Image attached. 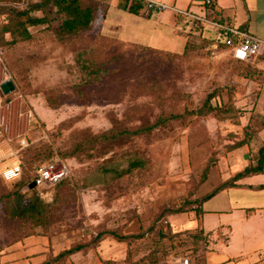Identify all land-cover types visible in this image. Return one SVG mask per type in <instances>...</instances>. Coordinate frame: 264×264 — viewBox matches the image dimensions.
Returning <instances> with one entry per match:
<instances>
[{
	"label": "rangeland",
	"instance_id": "obj_1",
	"mask_svg": "<svg viewBox=\"0 0 264 264\" xmlns=\"http://www.w3.org/2000/svg\"><path fill=\"white\" fill-rule=\"evenodd\" d=\"M32 1L39 0H0V5L24 8ZM89 2L96 19L92 29L76 36L58 35L56 21L29 25L27 40L12 43L10 33L0 38V83L8 75L16 85L9 94L0 88V152L7 141L24 167L22 177L11 182L0 175V264H182L185 256L192 264H252L264 259V210L248 209L237 197L231 200L240 211L213 217L231 222L229 229L221 230L208 216L205 226L215 228L218 238L212 250L193 255L198 242L184 228L198 226L188 212L212 189L217 173L240 165L244 148L236 149L264 143V136L256 140L263 110L258 105V115L248 114L251 104L263 105L264 98L238 94L235 81L239 75L259 79V73L247 68L251 64L239 68L225 48L212 49L201 35L177 33L172 11L148 18L144 8L135 14L119 8L117 0ZM54 10L51 6L45 14L54 17ZM166 14V23L155 19ZM8 22V14L0 16V26ZM189 40L194 42L183 53ZM210 105L217 109L210 112ZM174 114L185 115L146 131L161 116ZM24 137L30 145L21 149ZM55 154L70 174L59 189L41 194L50 206L44 217L48 226L32 227L12 213L16 196L11 192L19 186L28 191L24 183ZM135 157L147 161L145 169L107 183L93 173L108 158L127 165ZM215 202L221 203L211 199L206 206ZM184 205L186 211L176 212ZM182 213L186 225L179 222ZM107 231L141 237L118 240ZM78 245L83 249L58 259Z\"/></svg>",
	"mask_w": 264,
	"mask_h": 264
},
{
	"label": "crops",
	"instance_id": "obj_2",
	"mask_svg": "<svg viewBox=\"0 0 264 264\" xmlns=\"http://www.w3.org/2000/svg\"><path fill=\"white\" fill-rule=\"evenodd\" d=\"M163 1H165L172 9L170 8L164 12H161V14H164L167 11H172L171 15L177 22L175 29L177 33L186 34L189 36L201 35L206 39L215 40L221 38V33H222L221 25H231L249 31L250 33L259 37L264 42V0H213L212 4H214V7L220 18L216 19L214 16L212 17V21L209 23L208 22L194 23L192 19H189L187 17H179V15L176 13V8H178L204 16L202 11H206L207 9L205 3L206 0H163ZM173 12L175 13V15ZM146 14H148L147 15L148 18L152 17V14L150 13H146ZM168 15L167 14L161 15L159 16V18L155 17V19H158V21L160 22L166 23L169 20ZM193 42L194 41L192 40L188 41L189 45H191ZM213 42L217 43V41H213ZM134 43H138V42H134ZM188 43L185 45L184 50L182 52L186 50ZM216 43H212V49H216L217 46ZM139 44H144V43H139ZM173 52H177V51H173ZM182 52H178V53H182ZM235 61L236 63L234 64L239 68H242L244 65L251 64V66L247 68L251 69L256 73H259L258 76L260 77L258 79L256 75H253L252 78L251 76L246 78L244 75H239L237 80L235 79L236 83L238 82L239 84V86L237 87L238 94H245V96H247L248 98H257L263 100L264 52L261 53L255 60L251 62H241L237 60ZM257 107L261 108L263 110L262 112H264V104L262 105V102L259 103L256 102L255 104H251V109L248 112V114L254 113L258 115L260 111H258ZM263 136H264V125L261 126V128L257 129L256 140L260 141L261 137ZM263 145L264 143L263 144L252 143L251 145L244 144L243 146L237 148L236 150H240L241 148H244L242 149V152L239 153V156L237 155L240 165L238 167L234 166L233 169L229 170L230 172L228 173L227 172L217 173L216 176H218V180L215 182L212 181V189L208 192H205L204 195L214 191V189L220 187L221 184L232 179L237 174V172L241 171L246 166L254 163L256 161L258 151L260 147ZM250 147L252 148L255 147L256 151L250 149ZM213 174L214 173H212V175ZM208 181L209 180H207L206 182ZM234 183L235 186H228L225 188H221L210 199L203 202V204L201 205L203 212L201 214H197L195 210L188 212L189 214L194 213L195 218H197L199 224L198 226L196 225L188 228L186 226L184 228L186 230H201L204 232L205 235L207 234L208 236L207 240L209 244H206L205 247L200 249L199 256L206 253V251L209 249L212 250L214 246L213 242L216 243L218 239L215 237L217 235V232H215V228L211 229L210 227L212 226H210L209 228H206L205 226L206 221L209 220L208 216L212 215V220H213L212 224L217 222V227L221 228V230L224 227H227L229 229V227H231L230 224L231 222L222 224L221 222H218L216 219H213V217L233 214L234 212L240 211L242 209L239 206H236L235 202H232L231 198L237 197L236 200L238 201H240V199L244 200L243 202L247 201L246 205L247 207H249L248 209L264 210V171L262 173L248 174L234 181ZM236 190L238 191L236 192ZM232 192H234V195ZM250 197L252 198L250 199ZM211 199L212 201L218 199L219 201H221V203L215 202L212 205V207L209 208L206 206V204L208 202H211ZM184 214L185 213H182V215L178 217L180 218L179 222L184 223V225H186L188 222L187 223L183 222V219L186 218ZM218 219L221 220L220 218ZM247 220H249V217H246L244 223L247 224L248 223ZM208 224H210V221L208 222ZM229 239L230 238L227 237L225 240L229 241ZM211 241H212V248H211ZM204 248H207V250L205 251ZM262 263H264V259H260L259 261L254 262L252 264H262Z\"/></svg>",
	"mask_w": 264,
	"mask_h": 264
},
{
	"label": "trees",
	"instance_id": "obj_3",
	"mask_svg": "<svg viewBox=\"0 0 264 264\" xmlns=\"http://www.w3.org/2000/svg\"><path fill=\"white\" fill-rule=\"evenodd\" d=\"M117 5L118 7L127 9L135 14H139L141 8H143L141 5L130 3L129 0H117ZM51 6L54 7L55 9L54 17H50L49 15L45 14L46 9ZM211 9L213 13L212 17L215 16L216 19L217 18L219 19L220 17L214 7V4L211 5ZM34 11H42L44 15L42 16L34 15L33 14ZM4 14H8L9 22L4 23L2 26H0V38H3V36L6 33H10L12 37L11 40L12 43L18 42L19 39L27 40L32 37L29 31V27H28L29 25H38L43 23L50 24L51 22L57 21L56 23L57 25L55 28L56 33L63 37H70V36H76L80 34L82 31L92 29L93 23L96 19L95 7H92L91 2L88 3V0L87 2L86 0H39L28 3V5H26V7L24 8L0 5V16ZM221 31H222L221 38L215 40L207 39V41L211 44L216 43L213 41H217L216 43L217 46L220 45L223 48H226L223 41L225 37V33H224L225 31L223 29H221ZM130 43L131 42H129L128 44ZM189 46L190 45L188 43L186 50L183 53H185L188 50ZM151 48L159 51H166L168 53L181 54L178 52L162 50L155 47H151ZM215 109H217L215 106L210 105L208 110L212 112ZM201 112L202 111H200V113ZM184 115L185 114H181V115L174 114L171 116H161L156 123L146 126L147 129L146 131L152 130L157 124H159V122L163 123L171 118L178 119L183 117ZM134 133L138 134L139 130L135 131ZM53 158L54 155L52 158H50L47 161H50ZM146 162L147 161L142 157H135L131 159L127 165H124L123 163H121L116 159L108 158L93 173H98V176L101 178V180L107 183L117 178L124 177L131 173H134L136 171L145 169ZM41 165H39L36 169H38ZM208 166L209 165L205 167L206 170H210ZM22 168L24 173V167L22 166ZM263 171H264V145L260 147L256 161L254 163L246 166L244 169L237 172V174L232 179L221 184L220 187H217L216 189H214V191L204 195L203 198L199 199L198 203L194 205L195 207L192 210H195L197 214H201L203 212V209L201 207L203 202L210 199L215 193L218 192V190L228 186H235L234 181L238 180L243 176H246L251 173H262ZM66 179L58 183L56 186H54L53 189L54 188L59 189V187L64 183ZM32 180L33 177L31 179H28L26 183H24V185L27 186L28 191H24V192L21 191L22 187L19 186V188L11 192V194L15 195L16 198L13 199V206L12 208L10 207V209L15 216H17L20 220H24V223H26L27 225H31L32 227H37L38 225H41L42 227H45L48 226V224H45L46 219L44 217L48 214L50 210V206L49 203L46 202L47 201L46 197L39 194L34 188H31ZM28 192H32V194ZM9 202L12 204L10 195H9ZM185 206L186 205L181 206V209L177 210L176 212L186 211L187 209H185ZM168 228L170 233L172 232L175 235L179 233L172 231L173 229L171 227V224H169ZM107 233L111 234L113 237H115L118 240H124V241L141 237V235L139 234L124 235V234L116 233L114 231H107ZM187 233L190 234L194 242H198L197 244L198 249L196 250V253L193 255L195 256L200 255L199 254L200 249L205 247L207 244L206 243L208 241L207 234L205 235L204 232L201 230H188ZM102 234L103 233L98 234L97 237H101ZM159 234H161L162 237L168 236L165 233H163V231H160ZM97 237L95 239H97ZM203 239H205L204 242ZM82 249H83V245L72 247L60 253L58 255L59 256L58 259H61L75 252H78ZM185 257H189V256H185ZM43 264H47V263H43Z\"/></svg>",
	"mask_w": 264,
	"mask_h": 264
},
{
	"label": "built area",
	"instance_id": "obj_4",
	"mask_svg": "<svg viewBox=\"0 0 264 264\" xmlns=\"http://www.w3.org/2000/svg\"><path fill=\"white\" fill-rule=\"evenodd\" d=\"M212 1L213 0L205 1L209 10V13L206 16L178 8H176V13L179 15V17H187L192 19L194 23H209L212 21L213 15L211 9ZM129 2L136 5H141L145 11L150 14L164 12L171 8L163 0H129ZM221 28L225 31V37L223 41L226 49L228 50L229 56L232 59L241 62H251L264 52V42L249 31L231 25H221ZM9 80H12L11 76L6 75L5 79L0 83V88L2 83H5ZM1 107H3L2 97H0V108ZM6 143L7 141L2 143V145L5 147V152L4 150L0 152V175L4 180L11 182L22 177L23 168L22 162L18 157L19 152L11 148ZM29 145L30 143L26 137L20 140L21 149H24ZM69 174V167L65 160L58 154H55V157L52 160L43 163L38 169L35 170L32 180V184H34L33 188L39 194H44L45 191H48L66 179ZM182 264H192V259L190 257H184L182 259Z\"/></svg>",
	"mask_w": 264,
	"mask_h": 264
},
{
	"label": "water",
	"instance_id": "obj_5",
	"mask_svg": "<svg viewBox=\"0 0 264 264\" xmlns=\"http://www.w3.org/2000/svg\"><path fill=\"white\" fill-rule=\"evenodd\" d=\"M16 88V85L14 83V81L9 80L6 81L5 83H2L1 85V90L4 94H9L10 92L14 91ZM34 187V184L31 185V188Z\"/></svg>",
	"mask_w": 264,
	"mask_h": 264
}]
</instances>
